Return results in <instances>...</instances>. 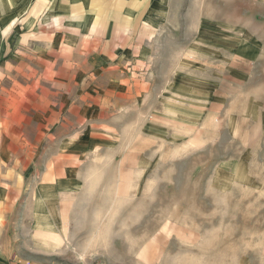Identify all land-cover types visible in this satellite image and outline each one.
<instances>
[{"label":"rangeland","instance_id":"374dc122","mask_svg":"<svg viewBox=\"0 0 264 264\" xmlns=\"http://www.w3.org/2000/svg\"><path fill=\"white\" fill-rule=\"evenodd\" d=\"M68 6L0 0V198L15 193L0 257L264 264V3L141 0L118 55L139 95L115 73L91 81L100 65L52 19ZM70 190L45 249L25 230L31 196Z\"/></svg>","mask_w":264,"mask_h":264},{"label":"crops","instance_id":"0c3cea01","mask_svg":"<svg viewBox=\"0 0 264 264\" xmlns=\"http://www.w3.org/2000/svg\"><path fill=\"white\" fill-rule=\"evenodd\" d=\"M66 1L69 3L68 10L54 15L52 19L58 21L57 24H61L63 28H66L64 24L71 25V30L77 33L76 41L72 43V49L78 50V52L80 51L83 54L92 55L91 60L93 61L92 67L94 72H96L97 66L100 65L95 76H93L94 74L90 75L91 81L103 80L99 75L100 71L106 76L104 79L106 81H109L110 76H114L113 73H115V76H119L120 80L126 84L124 85L126 93L139 95L140 92L132 81L140 82L143 79L142 76L140 74L134 76V73L127 77L124 76L123 72L125 70L122 67L126 65V62L121 60L118 55L126 51L121 49L127 44V40L132 39L129 31L137 30L141 32L142 24H145L144 10L142 11L140 7L141 0ZM261 1L264 3V0ZM82 12L84 13L83 19H78L82 17ZM80 15L81 17H79ZM81 50H84V52ZM87 94L88 92H84L81 98L86 97ZM91 96H94V94H91ZM114 100L116 101L115 98ZM81 193L80 191L72 190L50 191L38 192L37 195L31 196L32 199L38 200L35 203V207H31L29 214L27 213L34 227L26 226L25 230H30L34 233L32 237L36 239L38 245L45 249H55L61 246L65 229L58 230L57 225L66 223L63 221L62 215L65 214L69 217V213L65 212L66 200L71 198L78 199ZM3 198H0V208L1 210L4 208L6 213L9 214V209L10 207L12 209L14 204L15 193L11 192L9 196L5 193ZM38 232L40 233L37 234ZM36 234L37 236H35ZM41 240L50 243L49 245L51 246H42ZM0 264L25 263L18 262L17 259L13 260V258L8 260V258L0 257Z\"/></svg>","mask_w":264,"mask_h":264},{"label":"built area","instance_id":"2783aa9c","mask_svg":"<svg viewBox=\"0 0 264 264\" xmlns=\"http://www.w3.org/2000/svg\"><path fill=\"white\" fill-rule=\"evenodd\" d=\"M88 264H105V263L102 262V261H92V262H90Z\"/></svg>","mask_w":264,"mask_h":264}]
</instances>
